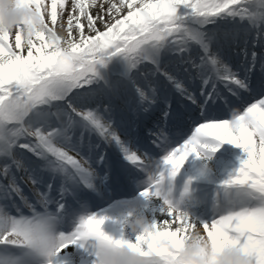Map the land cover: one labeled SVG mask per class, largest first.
Here are the masks:
<instances>
[{"label": "snow or ice", "instance_id": "snow-or-ice-1", "mask_svg": "<svg viewBox=\"0 0 264 264\" xmlns=\"http://www.w3.org/2000/svg\"><path fill=\"white\" fill-rule=\"evenodd\" d=\"M17 3L34 9L40 29L27 41L22 28L0 30V264H65L62 257L70 248L82 255L78 264H96L100 250L113 246L139 251L151 264H180V249L190 228H202L200 234L213 252L233 247L243 251L250 264H264V96L244 99V81L211 52L203 33L205 26L227 18L248 24L264 37V0H108L106 9L98 0ZM97 6L103 11L94 16L90 10ZM58 28L65 34L60 35ZM190 45L200 49V61H184L191 65L185 72L189 80L200 81V96L195 95L197 89L190 91L181 79L157 66L162 50L183 55ZM115 57L126 62L130 73L142 64L152 65L176 94L203 105L205 122L182 144L170 149L162 132L152 137L164 153L159 162L146 158L122 135L109 109L93 106L98 69ZM218 82L236 101L222 106L223 117L207 115L211 105L204 100L217 98ZM129 84L138 107H150L158 99L157 85L148 75L143 80L133 76ZM209 138L233 145L246 158L224 181L226 194L231 193L229 206L203 223L174 207L165 187L189 156L206 158L218 150L203 143ZM100 143L114 145L127 164L148 178L139 195L154 201L158 214L141 234L125 236L121 226L120 235L114 236L102 227L104 215L69 214L65 209L67 186L93 187L94 157L97 167L106 162ZM69 152L83 153V163ZM27 154L43 163L36 165ZM44 171L51 174L48 191H36L32 203L17 173L23 172L37 186L45 183ZM56 177L62 183L58 197H53ZM21 205L29 215L23 214Z\"/></svg>", "mask_w": 264, "mask_h": 264}, {"label": "bare ground", "instance_id": "bare-ground-1", "mask_svg": "<svg viewBox=\"0 0 264 264\" xmlns=\"http://www.w3.org/2000/svg\"><path fill=\"white\" fill-rule=\"evenodd\" d=\"M97 27L102 28L101 23ZM234 28L235 30H233ZM203 33L204 39L209 43L211 52L226 63L225 65L236 76H240V78L237 77L238 79L244 81L247 88V94H244V99L264 96V37H259L256 31L251 29L246 23L227 18L217 20L215 23L205 26ZM200 55V49L196 45H190L188 51L183 55H177L171 49L166 48L156 57L157 66L161 71L168 72L181 79L189 90L192 91L199 88L200 81L198 79L195 81L189 80V74L185 72V68L191 69V65L184 63V61L191 60L199 63ZM194 74L193 71L192 75ZM145 75H148L157 85L158 99L150 107L140 108L137 106V101L129 81L133 76L139 80H143ZM217 86L220 92L216 99L219 100V97H224V101L230 104L231 101L227 99L230 89L222 82H218ZM92 88L97 90L96 101L93 106H98L100 111L109 109L112 121L120 129L122 135L132 141L139 152L154 163L159 162L164 153L158 148L156 152L146 154L143 148H147L145 141L148 137L146 134L149 131L158 133V129L162 130V132H166L168 129L171 134H169V139L165 138L163 142L168 143L171 149L189 139V130L194 125L198 126V123L204 122V112L202 117H197V113L202 111L203 105L201 104V107H198L197 104L190 103L176 94L168 86L165 79L155 71L152 65L142 64L137 71L130 73L125 62L120 63L114 60L113 65L105 69L102 75H99L98 81L92 85ZM195 95L199 96L198 94ZM210 101H206L208 105H210ZM179 103L181 104V108H179ZM198 103L200 102L198 101ZM225 105L216 103L212 106L211 104L207 115L223 117L225 109L224 107L221 109L220 106ZM168 106L171 107L170 114L172 117L169 116L167 118L165 122H167L168 126H166L161 122V117L163 111ZM93 142H96L95 139ZM203 143L218 147V150L214 153H208L206 158H197L195 155L189 156L177 176L166 184L165 195L170 203L179 211L186 213L194 221L207 223L221 214L226 207L218 196L213 201L205 199V191L211 193L215 192V190L207 188L201 182V179L190 173L187 163H191L189 160H192L193 157L198 165L202 167L208 166L223 176L228 173L229 163L226 165V160L218 157V154L222 150L221 144L218 141L209 138L203 141ZM99 150L103 151L106 162L97 167L94 157L92 168L96 172V179L93 182V187L87 188L82 184L67 186L68 190L63 200L65 209L69 214H82L86 211L89 214L104 215L107 217L106 224L108 229H105V231L108 234L119 236V229L122 226L124 235L129 236L124 225V217L130 215L133 209H136L150 220L158 214V205L154 201L145 200L139 195L148 182V178L143 171L130 168L129 164L127 167H121L117 163V160H122L120 158L122 156L114 145L110 146L100 143ZM27 155L36 165L43 163L36 157L31 156V154ZM69 155H72L73 158L83 163V153L78 158L75 152H69ZM124 163L126 162L124 161ZM234 166L232 165V167ZM117 170L125 177L123 178V183L117 179L116 172H114ZM106 171V177L100 178L99 175L102 176ZM109 172H111V175ZM50 175L48 171L42 173L45 183L49 182ZM109 175L110 178H108ZM113 175H116V177ZM17 176L24 194L35 196L36 191H43L46 188V184L33 186L23 172L17 173ZM202 177L206 178L207 175L204 174ZM117 182H120L118 189L115 187ZM53 183L54 189L50 194L53 197H58V189L62 183V179L56 177ZM107 183H114V187L108 186ZM32 190L33 192L30 193ZM73 191L76 194H72ZM119 195H132V197L114 201ZM31 199L33 200L31 202L35 203L37 197L35 196ZM18 202L17 204L19 205L20 203ZM118 209L119 212L117 211ZM9 210L12 214H15L14 209L10 208ZM23 210L29 211L21 205V211ZM197 230L202 232V228H198ZM62 259L65 261V264H78V261H82L83 257L77 249L70 248Z\"/></svg>", "mask_w": 264, "mask_h": 264}, {"label": "clouds", "instance_id": "clouds-1", "mask_svg": "<svg viewBox=\"0 0 264 264\" xmlns=\"http://www.w3.org/2000/svg\"><path fill=\"white\" fill-rule=\"evenodd\" d=\"M23 29L25 41L40 29L34 9L27 5L18 6L17 0H0V30L14 32ZM124 225L130 236L141 234L149 229L148 219L133 209L124 217ZM180 264H250L245 253L237 248L226 247L223 251L213 252L202 238L200 231L188 230L187 238L179 253ZM96 264H151L149 257L141 256L139 251L126 246L105 247L99 252Z\"/></svg>", "mask_w": 264, "mask_h": 264}, {"label": "rangeland", "instance_id": "rangeland-1", "mask_svg": "<svg viewBox=\"0 0 264 264\" xmlns=\"http://www.w3.org/2000/svg\"><path fill=\"white\" fill-rule=\"evenodd\" d=\"M107 3H108V0H98V5L102 4L104 9L107 8V6H108ZM90 11L95 16L97 13L102 12L103 9L100 6H97V7L92 8ZM99 24H100V22L97 21L96 22V26H98ZM246 25H248V24H246ZM251 29H253V28H251ZM57 30H58L60 35H64L65 34L59 28ZM101 30H102V28H101ZM233 30H235V28ZM85 31H87V28H85ZM218 59L220 60V58H218ZM114 60H116V61H118L120 63L125 62L120 57L112 58L110 61L107 62V64L104 67H101V68L98 69L99 75H102V72H105V69L110 68L113 65V61ZM197 91H198V89H197ZM198 92L195 93V94H198L200 96V92L199 93ZM207 99L210 100L211 97L210 98L207 97ZM233 101L234 102L232 104L236 103L235 99H233ZM185 104H187V103H185ZM195 127H196V125H194V127L189 130L190 131V133L188 134L189 138L193 134V131H194ZM221 148H222V150H221V153L218 154V157L221 158L222 160L225 159L226 160V165L228 163L232 164V165H235L234 167H232V165L228 164L229 170H228V173L225 174V176L216 173L215 170L209 168L208 166L202 167V166L198 165L194 161L193 157H192V160H189L191 163H189V162L187 163V165H188L187 168L190 171V173H193L197 178L201 179V182L204 183L207 188H209V189H211L213 191L215 190V192H211V193L205 191V193H204L205 199L213 201V200H215V197L218 196V198H220V201L227 208L229 206V197H230L231 193H227L226 194V191L223 188L224 181H226L229 178L230 175H233L235 173V171L239 168V165H240L242 159H244L246 157H245V154L242 152V150L234 147L233 145H230V144H223L222 145L221 144ZM76 157L78 158L79 156L76 155ZM119 163H120V161H119ZM121 164H122V162H121ZM123 166H126V165H124V163H123ZM204 174L207 175L206 178L202 177ZM44 184L47 185V183H44ZM130 196L132 197V195H130ZM118 198H120V197H118ZM118 198H116V199H118ZM28 199H30L29 201H31V198H28ZM17 201H19V200H17ZM17 201H16V203H17ZM117 211L119 212V209ZM25 215H28V213L27 214L25 213ZM102 227H103L104 230L108 229L106 222H105V225H103Z\"/></svg>", "mask_w": 264, "mask_h": 264}]
</instances>
